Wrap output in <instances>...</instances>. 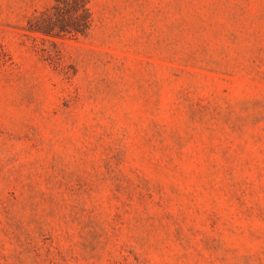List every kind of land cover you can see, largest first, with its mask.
Listing matches in <instances>:
<instances>
[{
	"label": "rangeland",
	"instance_id": "rangeland-1",
	"mask_svg": "<svg viewBox=\"0 0 264 264\" xmlns=\"http://www.w3.org/2000/svg\"><path fill=\"white\" fill-rule=\"evenodd\" d=\"M54 1L0 0V264H264V0Z\"/></svg>",
	"mask_w": 264,
	"mask_h": 264
},
{
	"label": "trees",
	"instance_id": "trees-1",
	"mask_svg": "<svg viewBox=\"0 0 264 264\" xmlns=\"http://www.w3.org/2000/svg\"><path fill=\"white\" fill-rule=\"evenodd\" d=\"M90 0H55L27 21V30L54 38H77L88 33L92 24Z\"/></svg>",
	"mask_w": 264,
	"mask_h": 264
}]
</instances>
